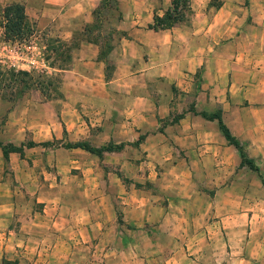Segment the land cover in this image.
Returning <instances> with one entry per match:
<instances>
[{
  "label": "crops",
  "instance_id": "obj_1",
  "mask_svg": "<svg viewBox=\"0 0 264 264\" xmlns=\"http://www.w3.org/2000/svg\"><path fill=\"white\" fill-rule=\"evenodd\" d=\"M17 1L37 13L39 25L59 24L68 37L103 2ZM172 1L116 0L121 39L110 79L99 43L72 51L71 87H127V96L105 97L111 108L87 110L93 98L85 89L47 118L32 119L28 106L29 120L8 121L21 105L0 115L1 144H36L9 153V172L64 160L83 167L80 149L40 145L54 140L124 144L113 167L136 166L134 143L145 135V149L165 173L66 174L64 182L79 181L73 189L81 191L53 185L43 190L48 198L10 189L0 147V264H264V0H190L191 16L155 27ZM216 112L259 173L241 167L217 121L200 115Z\"/></svg>",
  "mask_w": 264,
  "mask_h": 264
},
{
  "label": "rangeland",
  "instance_id": "obj_2",
  "mask_svg": "<svg viewBox=\"0 0 264 264\" xmlns=\"http://www.w3.org/2000/svg\"><path fill=\"white\" fill-rule=\"evenodd\" d=\"M30 1L33 7L38 4V0ZM189 1L190 0L172 1L171 7L163 16L170 15L168 16L170 18L166 20L165 24H171L173 26L179 20L184 21L191 16L192 12L189 8ZM174 2H176V4ZM246 2L248 3V0ZM15 4L22 5L26 15V30H23L20 35H16L11 31L13 27L10 23H7L4 14L6 7ZM105 5L106 8H101V5L94 11L92 22L86 23L85 25L82 24L83 27L81 31H77L73 33L71 37H68L61 32L62 27H60L59 24L42 23L39 25V23L36 22L37 13L33 10L30 11L25 2H18L17 0H0V99L2 101L0 103L2 106L0 107V115L4 113L5 116L3 117L7 118L9 112L16 106L21 105L23 107L18 109L19 113H15L8 121H14L17 118H26L29 120L30 116L26 110L28 106H31L33 109L31 112L32 119L34 117L36 119H40L41 117L47 118L50 110H57L58 113L64 109L67 97L72 96V94L79 95V93H81L80 90L85 89L89 92L91 98H93L85 102L87 110L91 111L111 108L114 102L109 101L105 97L113 95L112 93L118 95L124 94V96H127L128 89L126 86L119 87V90H117L116 87L113 89H106L98 85L94 87H89L88 85L83 86L84 83L80 82V86H83L81 89L79 87L73 88L71 87L72 79L66 72L71 67L70 64L73 58L72 51L79 48L82 42H96L101 45L99 59L106 62L104 72L105 79L108 80L113 76L115 58L118 56V52L114 53V50H119V41L121 39L120 34L115 29V23L119 15L115 11L117 9L116 0H106ZM80 72L85 75H90L91 77L97 76L96 72H94V76L91 75L93 72H91L89 68H83ZM21 73H27V75L24 76ZM197 86V89H200V85ZM158 89L161 90L162 88L158 87ZM173 90L176 92V88H173ZM175 94H177V92ZM4 100L7 102L3 103ZM41 104L44 106L40 107L39 105ZM117 105L122 107L123 103H117ZM92 121L94 122L95 119L92 118L91 122ZM138 124H140V122ZM144 141L145 135H140L138 140L134 143L135 152L133 156H135L134 160L136 166H128L122 169L119 167L114 168L113 164L116 161L115 158H119L116 157L115 153H121L124 144L108 143L96 147L87 141L67 142L54 140L52 142H43L40 145L43 144L44 147L54 146L55 148L63 147L65 149H70L68 147L76 143H87L94 149H101L107 146H111L112 148L122 146V148L119 151L102 152L100 155L89 153L80 148H71L80 149L84 152L85 156L81 160L83 164L82 168L69 164L68 160H64L61 164H58V167H53L52 163H50V165L42 163L34 168H19L16 173L8 171L10 168V151L8 150L10 146L13 145L10 143L2 144V147L8 151L7 155H3V160L5 163L4 168L6 172L9 173V187L17 193L36 190V194L44 193L45 196L50 198L52 197L51 192L46 193L43 190H51L53 185L72 186V192L74 194L81 191L80 188L76 189V191L74 190L81 185L79 181L64 182L66 174L80 176L83 174H90L95 176L99 173L103 174L104 172L122 177L128 175V173H132L138 178H145L149 175L159 178L165 173V168L158 165L155 166L156 162L151 159L149 150L145 149ZM27 142L32 141H25V143ZM22 157L23 156H21V158ZM102 162H106L105 165H103ZM32 170L37 173V182L30 176ZM55 171L57 174L56 179L53 177ZM253 173H255V171H253ZM256 173H259V171ZM31 181H34V186ZM32 188L34 189L32 190ZM66 191H69V189H65V193L63 192L65 196L67 194H73ZM113 203L115 204V208L119 209V204H117L116 200L113 199ZM65 205H68V203Z\"/></svg>",
  "mask_w": 264,
  "mask_h": 264
},
{
  "label": "trees",
  "instance_id": "obj_3",
  "mask_svg": "<svg viewBox=\"0 0 264 264\" xmlns=\"http://www.w3.org/2000/svg\"><path fill=\"white\" fill-rule=\"evenodd\" d=\"M105 2H106V0H103V2L101 4L102 6L100 5L101 8H106ZM174 3L176 4V2H174ZM4 14H5L7 23H10V25L13 27V28H11V31H13V33H15L16 35H20V34H22L23 30H26L25 29L26 15H25L24 7L22 5L15 4V5H11V6L6 7ZM168 16H170V15H166L165 17H162V18L155 17V19H154L155 27H171L172 26L171 24H169V25L165 24L166 20L168 18H170ZM22 75L25 76V75H27V73H23ZM200 115L207 120L217 121L218 128H219L220 132L222 133L223 137L225 138L226 142L229 145L233 146L237 150L239 157L241 159V164H240L241 167L245 166L252 171H255V172L259 171L258 168L254 165L253 160L248 158V156L246 155L245 145L240 144L237 141V139L235 137H233V135L231 134L229 129L223 123L218 112L212 113V114L201 113ZM24 145L27 147H33L36 144H34L32 142H27L25 144H21L18 147L10 146L8 151H10V152H22ZM2 146L3 145L0 143V147L3 150V155H7L8 151L5 148H3ZM68 148H80V149H83L89 153L100 155L102 152H110V151H114V150L119 151L122 148V146L117 147V148L116 147L112 148L111 146H107V147H104L101 149H94V148H91L87 143H76V144H73L72 146H69ZM263 185H264V181H263Z\"/></svg>",
  "mask_w": 264,
  "mask_h": 264
}]
</instances>
